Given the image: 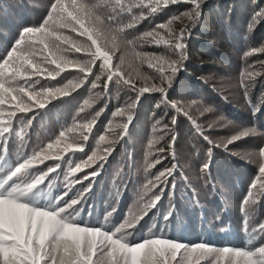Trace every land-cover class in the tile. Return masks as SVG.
Listing matches in <instances>:
<instances>
[{"label": "snow or ice", "instance_id": "obj_1", "mask_svg": "<svg viewBox=\"0 0 264 264\" xmlns=\"http://www.w3.org/2000/svg\"><path fill=\"white\" fill-rule=\"evenodd\" d=\"M179 3H188L191 7L138 37L128 38V30L136 28L140 21ZM200 8L201 0H51L40 24L21 29L14 43L0 57V264H264V223L254 226L249 235V245L260 239V246L189 245L155 232L139 240L130 238V230L135 229L136 223L162 199L164 189L161 185H170L175 189L177 164L160 171L154 180L144 186L145 191L150 187L160 188V191L153 193L143 204L141 214L130 213L131 218H125L119 224L110 222L111 212L106 214L103 222L85 221L79 206L91 192V184L76 191L70 199L66 200L65 197L76 184L99 175L103 164H99L98 170L83 179H75L76 173L96 164L97 160L106 161L113 151L112 147H108L104 149L103 156L94 151L86 161L71 166V156L85 151L95 117L89 122L62 130L55 139L31 152L24 150V128L31 122L28 114L47 108L53 100L71 96L88 81L89 76L94 77V88L100 86L98 82L103 83L105 93L115 83L131 88L137 93V99L144 93L160 92L165 95L167 103L164 84L171 87L172 77L181 70L185 59V38L199 19ZM125 17H128L127 23L124 22ZM260 19H264V9L254 12L248 25L250 31ZM178 23L181 26L175 27ZM144 44L153 47L163 45L172 51L174 58L138 51V47ZM122 45L126 51H131L135 59L146 62L159 74L156 78L160 86L144 76V84L137 87L130 74L125 76L122 69L126 62L125 55L118 57V63L113 62L115 53L120 51ZM256 53L264 54V43L250 49L245 56ZM259 63L264 67V61ZM248 67L253 69L254 66ZM72 70L81 75L74 76L61 86L41 84L42 79H64L62 74ZM137 75L140 76V73ZM253 80V71L241 73L240 86L245 96ZM88 104L86 100L85 105ZM171 106L177 112L182 111L179 104ZM133 107L134 104L127 106L128 109ZM80 111H84V108ZM184 114L192 120L187 112ZM115 115L124 116L125 110L120 109ZM132 120L133 115L129 113L127 122L116 125L122 129L120 139L129 134ZM18 123L21 125L19 129ZM172 123H176L175 118ZM192 123L203 136L195 120ZM77 127L84 131L70 136L69 133L75 132ZM164 127L167 129V125ZM256 134V128H244L229 138L224 147L227 149L228 144ZM14 138L20 142L15 157L8 150V144ZM99 139L103 142L107 138L100 136ZM176 139L173 135L169 145L173 160L176 158ZM203 139L212 145L207 136H203ZM216 146L219 145H213ZM255 155L260 182L258 185L254 180L250 184L242 201L245 225L250 215L248 206L256 203V195H264V145ZM47 161L57 163L47 165ZM60 161L69 163L64 173L66 190L54 195L52 189L57 179L54 174L61 168ZM159 162V159L155 161ZM153 166L148 163L145 170ZM209 168L210 162H206L201 166V172L207 173ZM171 215V212L167 213L165 220Z\"/></svg>", "mask_w": 264, "mask_h": 264}, {"label": "trees", "instance_id": "obj_2", "mask_svg": "<svg viewBox=\"0 0 264 264\" xmlns=\"http://www.w3.org/2000/svg\"><path fill=\"white\" fill-rule=\"evenodd\" d=\"M48 7L46 4L45 8H40L37 0H0V57L14 43L22 28L35 26L42 22ZM190 7L191 5L188 3L170 5L149 19L140 21L136 28L128 30L127 36L130 39L138 37L141 33L153 29L156 25L166 22L170 17L186 11ZM260 9H264V0H201V15L197 22L191 26L190 35H186L185 38V59L182 62L181 70L172 77L171 87H167V83L164 84L167 103H165V95L160 92L144 93L137 99V93L131 88L115 83L111 84L110 91L105 93L103 83L98 82L100 86L94 88L92 84L94 77L89 76L88 81L71 96L53 100L47 108L37 109L35 113L28 114L31 122L24 128L26 139L24 150H29L30 142L34 136L39 139L44 136V141L48 143L47 139L49 136H53L51 133H55L56 126L61 125L62 131L72 128L74 124L79 125L91 121L94 117L78 119L77 113L83 112L80 111L82 106L78 104L83 102L87 93L97 88L98 93H101V98H106L107 102L105 111L99 122L97 124L95 122L90 136V139L97 138V140L92 141L91 139L89 145L85 146V151L76 152L74 156H71V166L74 167L75 164L86 161L94 151L101 156L105 155L104 149L114 146L112 136L120 138L122 129L116 125L127 122L129 113L133 115V120L130 124L129 134L120 139V142L123 143V148L120 151L116 152L117 150L113 148L106 161L97 160L96 164L75 174V179H83L84 176L98 170L99 164H103V168L99 169V175L83 180L82 184H76L73 191L65 197L66 200L70 199L76 191L91 184V192L79 206L81 216L85 221L103 222L106 214L111 212L110 222L119 224L125 218H131L130 213L137 215L142 213L143 204L149 200L153 193L159 192L160 188L150 187L147 192L145 188L142 189L135 182L126 180V174L123 171L126 170L127 165L118 160L117 156L119 152H122L125 156L132 158L130 161L132 168L134 156L141 151L143 145H148L149 141H152L154 151L150 152L148 163H152L154 166L147 168L149 173L147 181L154 180L160 171L177 164L178 168L174 177L176 187L173 190L170 185H161V188L164 189L162 199L155 208L149 210L148 214L136 223L135 229L130 230L132 232L131 239L139 240L155 232L189 245L206 243L214 247L260 246L262 242L260 239L254 240L249 245L251 233L249 228L252 229L259 223H264V214L254 217L251 213L248 223L245 225V215L241 211L242 201L249 191L250 184L256 180L259 185L258 170L252 171L249 166L244 167L243 162L236 161L235 159L239 158H235L228 145L225 149V143L213 147V143L210 145L208 141L204 140L203 136H207L212 141L210 128L206 129L208 126H205L201 117L194 112L195 116H192L191 112L187 110L186 104L187 102H197L206 107L207 105L215 107L218 109L219 115H223V112L228 110L234 119H239L241 123L254 126L264 133V67L259 63L264 61V54L256 53L245 56V53L250 49L264 43V19L255 23L253 30L250 31L248 28L254 12ZM134 11L138 12L139 10ZM127 20L128 17H125L124 22L127 23ZM180 26L179 23L175 25V27ZM137 50L173 56L172 51L163 45L153 47L144 44ZM122 54L125 55L126 60L122 66L125 76L130 74L137 87L144 84V76L149 77L151 83L160 86V81L156 78L159 74L153 68L148 67L146 62L142 63L135 59L131 51H126L123 45L120 51L115 53L113 62L118 63V57ZM247 59H251V61ZM249 65H253V69H249ZM245 70L254 72V80L248 89L251 91L247 90V98L251 101L243 114L241 110L236 109L226 100L212 75L232 71L233 73L244 72ZM138 72L140 76L137 75ZM62 75L64 79L61 77H57L55 81L42 79L41 84L61 86L69 79L81 74L72 70ZM129 104H134V107L128 109ZM172 104H179L182 111L177 112L171 106ZM120 109L125 110L124 116L115 115ZM185 112L199 125L203 136L194 127L192 120L184 114ZM110 114L115 115L114 119L112 116L110 117ZM208 117L215 119L214 113ZM173 118L176 120L175 124L172 123ZM165 125H167V129H165ZM20 126L18 123L17 128L19 129ZM77 128L73 133L83 131V129ZM173 135L177 137L174 146L175 160H173L169 149ZM100 136H106L107 139L102 142L99 139ZM139 136L141 137L140 141H138ZM45 142L43 144L36 143L33 149L44 145ZM19 145L20 142L15 138L9 142L8 150L13 157L17 155ZM90 147L91 151H89ZM161 148L165 151L160 152ZM209 148H211L210 154ZM160 154L163 156H159ZM157 159H159V163H155ZM206 162H210V168L207 173H202L201 166ZM59 163L61 168L54 174L57 177L54 181L55 187L52 189L54 195L66 190L64 188V173L67 171L69 163L64 161ZM50 164L52 165V163ZM117 166L120 169L116 170ZM148 182L144 185H147ZM130 183L139 186L142 191L137 192L134 188H130ZM143 191L144 194H142ZM146 194L148 198H146ZM255 199L257 212L264 211V195L258 194ZM169 212L172 215L165 220V215Z\"/></svg>", "mask_w": 264, "mask_h": 264}, {"label": "rangeland", "instance_id": "obj_3", "mask_svg": "<svg viewBox=\"0 0 264 264\" xmlns=\"http://www.w3.org/2000/svg\"><path fill=\"white\" fill-rule=\"evenodd\" d=\"M51 0H37V3L39 5L40 8H45V5L47 4L49 6ZM250 60L251 59H247ZM241 72H236L233 73L232 72H225L223 74H213V78L214 80L217 82L218 88L220 89V91L222 92V94L225 96L226 100L230 103L233 104L234 107H236V109L241 110L242 113L244 114L246 112L247 109V105L249 104V102L251 100H249L247 98V96L244 95V89L240 86V78H241ZM252 84V83H251ZM250 89V87L248 88ZM247 89V90H248ZM251 90H248V92ZM253 91V90H252ZM99 94V95H97ZM89 101V104L86 106L85 105V101ZM213 101H215L214 99H212ZM106 98L103 99V97L101 98V93H98L97 88L92 90L90 93H87L86 98L83 100V102L79 103V106H82L83 108H85V111H83L82 113H77L78 115V119L79 120H83V119H90L91 117H96L95 122L96 124L99 122L100 117L102 116V114L105 111V107H106ZM187 110L189 112H191L190 114L193 116V112L197 115L201 117V121L205 126H208V129L210 128V137L212 139V143L214 145H222L223 143H226V141L231 138L233 135L237 134L240 130L244 129V128H253L254 126L251 125H245L243 123H241L239 121V119H234V117L230 116V112L228 110H226L225 112H223V115H219V113L217 112L218 109H216L215 107H211V106H203L197 102L193 103V102H187ZM215 115V119H209L208 116H211L213 113ZM77 110L75 111V115H76ZM96 113H99V116H96ZM204 115V116H203ZM206 115V116H205ZM112 116V118L114 119L115 115L110 114V117ZM195 116V115H194ZM225 116V117H224ZM231 118V119H230ZM247 119V118H245ZM236 120V121H235ZM107 123V120L105 122V124ZM61 125L56 126L54 128L55 133H51V135L53 136H49L47 140H53L55 139V137H57L61 131ZM104 127V126H103ZM63 128V127H62ZM256 128V127H254ZM78 129V128H76ZM257 130V134L254 136H249L246 138H241L240 140H237L235 142H233L232 144H228V146L230 147L229 149L234 153L235 158H239V159H235L236 161L242 163L243 162V166L247 167L249 166V168L252 171H257L258 170V160L256 157V153L259 149L260 146H262V144H264V133L259 131L258 128H256ZM84 131V130H83ZM81 132V131H80ZM71 136L72 135H78L79 132L77 131V133H69ZM87 134V133H85ZM55 135V137H54ZM44 136H41L42 139L36 138L35 136L33 137L34 139L31 140L30 145H29V150L28 151H32L33 150V146L36 143H41L43 144L45 141L43 139ZM114 141H118L116 143H114L113 148L115 150H117L116 152L120 151L123 148V143L120 142V138L118 136H112ZM92 141H96L97 138H91ZM91 139L87 142L86 146L89 145ZM141 140V137L139 136V140ZM48 141V142H49ZM25 143H26V139H25ZM47 142H45L44 145H46ZM140 144V143H139ZM138 144V145H139ZM153 142L149 141L148 145H143L141 151L137 152V154L134 156V164L133 167L131 168V159L129 156H125L122 152H119L117 159L121 160V162L123 164H126L127 168L126 170L123 171V173H125V177L126 180H129V182L133 181L135 182L136 185H139L142 187V189L144 188V183L148 182L147 181V177L149 176L148 171H146V166L148 164V160H149V155L150 152L154 151L152 149L153 146ZM91 147L90 150L91 151ZM193 151V150H192ZM159 156H163V154H160ZM244 160H242V159ZM57 163L56 161H48L47 165H51ZM122 166V164H120ZM247 165V166H246ZM45 166V165H44ZM43 167V165H42ZM122 168V167H121ZM93 169V168H92ZM120 169L118 166L116 168ZM89 171V170H86ZM81 176V174H80ZM79 177V176H78ZM139 186H135L134 184L130 183V188H134L135 191L140 192L142 191V189L140 190ZM149 192V190L147 191ZM142 194H144V191L142 192ZM146 198H148L147 194H146ZM264 202V200H263ZM250 214L252 213V215H254V217L256 215H263L264 211H260L257 212L256 209V205L252 204L249 205V209ZM261 210V209H258ZM256 212V213H255ZM251 230V228H249ZM261 241V240H260ZM192 244H196V243H192Z\"/></svg>", "mask_w": 264, "mask_h": 264}]
</instances>
